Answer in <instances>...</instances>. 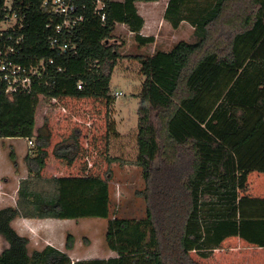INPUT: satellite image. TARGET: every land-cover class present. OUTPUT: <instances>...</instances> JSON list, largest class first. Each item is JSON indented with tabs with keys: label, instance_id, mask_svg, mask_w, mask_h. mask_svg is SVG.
I'll list each match as a JSON object with an SVG mask.
<instances>
[{
	"label": "trees",
	"instance_id": "16d2710c",
	"mask_svg": "<svg viewBox=\"0 0 264 264\" xmlns=\"http://www.w3.org/2000/svg\"><path fill=\"white\" fill-rule=\"evenodd\" d=\"M158 1L105 0L104 21L89 5L66 36L74 48L64 53L51 46L49 14L38 1L30 6L18 61L45 60L48 72L30 93L9 96L0 84V141L36 143L25 159L30 177L21 181L17 205L0 209V236L7 242L0 264H203L192 254L208 259L231 237L264 248V197L246 194L249 175L264 174V0H169L165 20L174 29L190 24L195 41L133 57L144 77L134 163L145 182L136 192L146 204L144 217H111L110 171L106 179L40 178L52 140L47 121L36 132L40 97L59 96L61 78L80 62L84 72L76 74L84 90L104 81L112 106L108 84L125 58L123 44L111 42L116 27L125 24L140 46L153 43L154 37L141 35L145 20L136 4ZM109 132L119 135L113 125ZM79 136L76 131L57 144L55 155L72 164ZM17 218L108 220L105 241L115 256L73 261L51 245L31 253L30 239L12 226ZM73 239L68 236L67 250Z\"/></svg>",
	"mask_w": 264,
	"mask_h": 264
},
{
	"label": "rangeland",
	"instance_id": "374dc122",
	"mask_svg": "<svg viewBox=\"0 0 264 264\" xmlns=\"http://www.w3.org/2000/svg\"><path fill=\"white\" fill-rule=\"evenodd\" d=\"M165 1L160 0L157 10L162 8ZM127 33L128 30H122V26H119L111 42L115 43L116 40L122 44L126 42L121 54H138L140 47L137 46L135 38L128 36ZM175 38L177 42L195 41V36H192L188 27L178 31ZM126 60V58L119 60L108 84L109 94L115 99L110 107L107 104L108 94L105 93L106 83L100 79L98 84L84 90L83 93L78 92L77 84L82 81L78 80L76 73L84 72L80 62L72 64L71 76L61 78L62 93L53 97L58 102H64L62 104L65 110H61L58 104L52 103L48 98L40 97L37 125H43L47 121L52 130L51 144L47 148L46 168L41 172L40 178L85 175V172L90 171V175L106 179L110 171L111 217L138 219L145 216L146 204L143 198L136 196L137 191L144 189L145 182L142 170L134 164L138 155L137 133L134 129L138 127L137 110L140 99L137 94L144 77L134 64L124 62ZM120 92L122 96L116 97L115 94ZM112 125L124 136L110 133ZM76 131L80 133L79 149L77 157L70 164L55 155V147L69 139ZM8 143L6 140L0 142L1 173L6 162L12 166L20 162L17 157L13 159V152L7 153ZM15 143L19 145V154L27 151L28 142L25 139H19ZM34 144L33 150L36 147L35 142ZM25 166L27 168L26 161ZM27 174L24 177H28L29 173ZM251 181L258 196L264 197V174H252ZM46 221L45 223L50 224L41 228L42 230L35 231L30 228L27 231L31 253L43 249L51 242L66 251L73 261L109 259L115 256L105 241L108 220L85 218ZM69 235L74 238L72 250L66 248ZM6 246L7 242L0 236V253ZM236 251L239 252L231 259L233 264H264L263 250L246 244L244 249L238 247ZM192 255L203 264H215L213 255L208 259H203L196 253Z\"/></svg>",
	"mask_w": 264,
	"mask_h": 264
},
{
	"label": "built area",
	"instance_id": "2783aa9c",
	"mask_svg": "<svg viewBox=\"0 0 264 264\" xmlns=\"http://www.w3.org/2000/svg\"><path fill=\"white\" fill-rule=\"evenodd\" d=\"M36 1L50 16L47 28L55 31L51 46L60 53L74 48L66 36L84 21L89 5L94 6V13L102 21L106 17L105 0H0V84L9 96L18 92L30 93L35 79L48 72L45 60L31 65L18 61L24 41L22 30L28 21L30 6ZM84 88L83 82L77 84L79 91ZM115 96H122V93ZM28 143L35 146L33 140L29 139Z\"/></svg>",
	"mask_w": 264,
	"mask_h": 264
},
{
	"label": "crops",
	"instance_id": "0c3cea01",
	"mask_svg": "<svg viewBox=\"0 0 264 264\" xmlns=\"http://www.w3.org/2000/svg\"><path fill=\"white\" fill-rule=\"evenodd\" d=\"M114 1L122 2L124 0H114ZM159 2L160 0L158 2H137L136 4L139 14L145 20V24L141 31V35L143 37H154V42L151 44L145 45V46H140L136 41L137 46L140 47V52L138 54H122L123 57L127 56L125 57L127 60L124 62H127L129 64H134L136 68L140 71V73H141L140 63L133 57L153 56L158 50L170 51L178 43L175 38L176 33L183 28L188 27L192 36H194V28L187 22H183L178 29H174L172 25L169 22H167L164 18L169 0L165 1V3L163 4L160 10H157V6H159ZM119 26H122V30H128V33H127L128 36L135 38V34L130 32L128 27L125 24H118L116 29ZM116 41L118 42V44H122L121 42H119V40H116ZM125 45H126V42L125 44L123 43L121 51L124 50ZM142 83L140 85V88H139L140 90L138 93H140L141 91ZM43 97L48 98L54 104H58L61 110H65L64 104H62L64 102H58L52 96H43ZM42 126H43L42 124L41 125L36 124V132ZM134 130L137 133V129H134ZM118 133L119 135L124 136V134H122L121 132L118 131ZM19 139H24V138H7V139H3L0 141V142H3L4 140H6L7 142H9L6 145L7 153L8 151H10L11 153L13 152L15 156L18 158V160L20 161L18 162V164H15L14 166H12L11 163L6 162V166H4L3 173H1L0 171V209L6 208V207H15L17 205L18 192L20 189L21 181L27 178V176L24 177V175H26L28 172V169L25 166V158L28 155H31V156L34 155L33 147L29 146V143L27 145L28 146L27 151L21 152L19 154V150H18L19 145L18 143H15ZM25 140L28 142V139H25ZM85 173H86L85 175H77V176H69V177L92 176L90 175V171H87ZM254 173H258V172H253L248 177V190L246 194L251 197L263 198V196L262 197L258 196L257 191H255L253 187L251 176ZM260 174H263V173H260ZM46 220H51V219L17 218L16 220L13 221L12 226L20 235L27 237V231L30 230V228H32L35 231L36 230L38 231V230H42L41 228H44L47 225H49L50 223H45L47 222ZM47 244L60 249L59 246L57 247L54 244H51V242L50 243L48 242ZM246 244L248 243L243 241L239 237H231V238L226 239L222 243L220 248L216 249L213 253V256L215 258V264H233L231 259L233 258L234 254H237L239 252L236 250H238V247H241V248L243 247L244 249V246ZM248 245L254 246L251 244H248ZM254 247L258 248L259 250H263L264 252V248H259L257 246H254ZM242 264H245V263H242Z\"/></svg>",
	"mask_w": 264,
	"mask_h": 264
}]
</instances>
